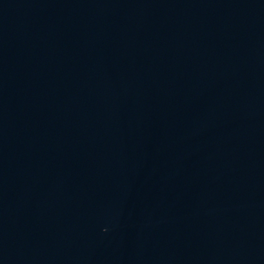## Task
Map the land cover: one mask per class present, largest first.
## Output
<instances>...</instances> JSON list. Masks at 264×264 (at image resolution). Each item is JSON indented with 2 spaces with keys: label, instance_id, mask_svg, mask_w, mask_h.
<instances>
[{
  "label": "water",
  "instance_id": "water-1",
  "mask_svg": "<svg viewBox=\"0 0 264 264\" xmlns=\"http://www.w3.org/2000/svg\"><path fill=\"white\" fill-rule=\"evenodd\" d=\"M0 264H264V0H0Z\"/></svg>",
  "mask_w": 264,
  "mask_h": 264
}]
</instances>
